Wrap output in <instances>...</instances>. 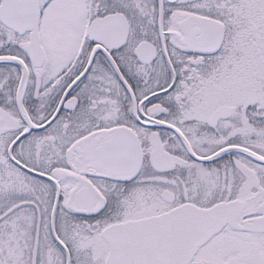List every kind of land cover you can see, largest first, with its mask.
Returning a JSON list of instances; mask_svg holds the SVG:
<instances>
[{"label": "snow or ice", "instance_id": "6c2138e0", "mask_svg": "<svg viewBox=\"0 0 264 264\" xmlns=\"http://www.w3.org/2000/svg\"><path fill=\"white\" fill-rule=\"evenodd\" d=\"M0 264H264V0H0Z\"/></svg>", "mask_w": 264, "mask_h": 264}]
</instances>
